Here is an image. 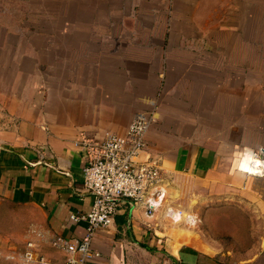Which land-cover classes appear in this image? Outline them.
I'll use <instances>...</instances> for the list:
<instances>
[{"label": "crops", "instance_id": "obj_1", "mask_svg": "<svg viewBox=\"0 0 264 264\" xmlns=\"http://www.w3.org/2000/svg\"><path fill=\"white\" fill-rule=\"evenodd\" d=\"M17 1L0 0V196L31 213L24 250L6 258L32 264V243L66 261L54 243L79 241L87 224L72 216L93 205L80 141L125 135L142 114V159L160 160L162 181L142 203L120 201L89 264H264V177L247 172L264 150V4L259 15L255 0H55V14L45 3L33 15ZM182 181L202 201L247 205L260 228L248 257L178 241L190 233L171 216Z\"/></svg>", "mask_w": 264, "mask_h": 264}, {"label": "built area", "instance_id": "obj_2", "mask_svg": "<svg viewBox=\"0 0 264 264\" xmlns=\"http://www.w3.org/2000/svg\"><path fill=\"white\" fill-rule=\"evenodd\" d=\"M152 119L137 115L125 135H109L98 141L83 137L81 147L87 152V165L83 169L85 189L93 197L91 210L82 217L72 220L86 222V233L75 242L58 238L54 245L63 247L68 253L64 263H56L43 257H35L33 244L23 259L32 264H89L97 256L93 243L100 229L109 227L118 213L122 199L135 204L142 203L151 189L162 181L160 160L154 157L142 159L148 146L146 135ZM248 175L264 177V150L254 153L247 169ZM151 204H149V207Z\"/></svg>", "mask_w": 264, "mask_h": 264}, {"label": "rangeland", "instance_id": "obj_3", "mask_svg": "<svg viewBox=\"0 0 264 264\" xmlns=\"http://www.w3.org/2000/svg\"><path fill=\"white\" fill-rule=\"evenodd\" d=\"M22 0H18L20 2ZM47 3V14H55V0H27V12L30 14H39L41 10H45ZM257 13H262L261 9L264 0H255ZM34 10V11H33ZM44 12V11H43ZM261 12V13H260ZM264 30V25H257V32ZM264 80V74L260 75ZM259 80V79H258ZM186 182V186L184 185ZM182 181V189L180 193H176L175 205L181 208L184 216L191 215L194 219L192 227L181 221L178 229L190 228V233L178 236L180 243L195 244L203 246V244H219L225 252H232L234 259H244L248 257V249L257 244L259 240V221L254 220L249 215L247 205L241 201L240 203L231 200H214L207 202L199 199V196L190 194L193 188L191 182ZM199 190V187H197ZM198 192L197 194H199ZM171 196V195H170ZM173 198V197H171ZM169 197L166 194L164 198L165 204L168 203ZM31 213L27 207L19 206L12 201L0 196V264H20L19 259L8 260L9 255L18 256L24 250L27 241V215ZM192 219V220H193ZM196 221V222H195ZM254 226L256 232L254 233ZM230 256L233 258V256Z\"/></svg>", "mask_w": 264, "mask_h": 264}, {"label": "bare ground", "instance_id": "obj_4", "mask_svg": "<svg viewBox=\"0 0 264 264\" xmlns=\"http://www.w3.org/2000/svg\"><path fill=\"white\" fill-rule=\"evenodd\" d=\"M171 216H173V219H175V220H177V221H182L183 220V218H182V215L181 214H178V212H173V211H171ZM170 216V217H171ZM186 216V215H185ZM184 219L188 222V223H190V224H192L193 223V221H194V219L193 218H191V215L189 216H186V217H184ZM192 219H193V221H192ZM196 222V221H195ZM194 226V225H193Z\"/></svg>", "mask_w": 264, "mask_h": 264}]
</instances>
